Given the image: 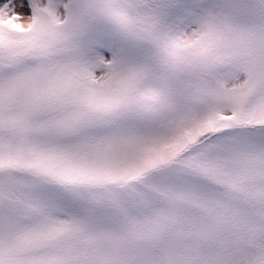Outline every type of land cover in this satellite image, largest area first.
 <instances>
[{
	"label": "snow or ice",
	"instance_id": "6c2138e0",
	"mask_svg": "<svg viewBox=\"0 0 264 264\" xmlns=\"http://www.w3.org/2000/svg\"><path fill=\"white\" fill-rule=\"evenodd\" d=\"M0 264H264V0H0Z\"/></svg>",
	"mask_w": 264,
	"mask_h": 264
}]
</instances>
